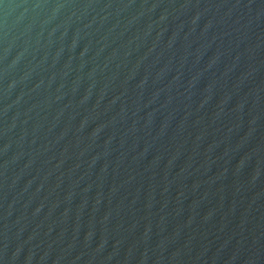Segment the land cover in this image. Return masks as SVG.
Wrapping results in <instances>:
<instances>
[{"label": "water", "instance_id": "1", "mask_svg": "<svg viewBox=\"0 0 264 264\" xmlns=\"http://www.w3.org/2000/svg\"><path fill=\"white\" fill-rule=\"evenodd\" d=\"M0 264H264V0H0Z\"/></svg>", "mask_w": 264, "mask_h": 264}]
</instances>
